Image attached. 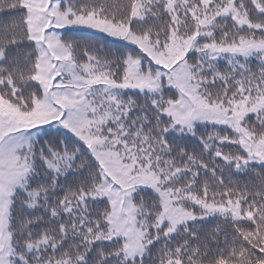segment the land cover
<instances>
[{
    "label": "snow or ice",
    "instance_id": "1",
    "mask_svg": "<svg viewBox=\"0 0 264 264\" xmlns=\"http://www.w3.org/2000/svg\"><path fill=\"white\" fill-rule=\"evenodd\" d=\"M0 264H264V0H0Z\"/></svg>",
    "mask_w": 264,
    "mask_h": 264
}]
</instances>
